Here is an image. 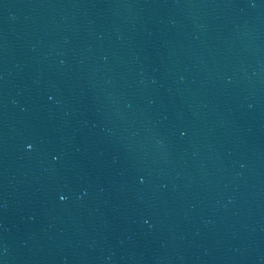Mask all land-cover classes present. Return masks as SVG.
<instances>
[{"label":"water","instance_id":"water-1","mask_svg":"<svg viewBox=\"0 0 264 264\" xmlns=\"http://www.w3.org/2000/svg\"><path fill=\"white\" fill-rule=\"evenodd\" d=\"M0 264H264V0H0Z\"/></svg>","mask_w":264,"mask_h":264},{"label":"clouds","instance_id":"clouds-1","mask_svg":"<svg viewBox=\"0 0 264 264\" xmlns=\"http://www.w3.org/2000/svg\"><path fill=\"white\" fill-rule=\"evenodd\" d=\"M61 199L63 200V199H64V197H61Z\"/></svg>","mask_w":264,"mask_h":264}]
</instances>
